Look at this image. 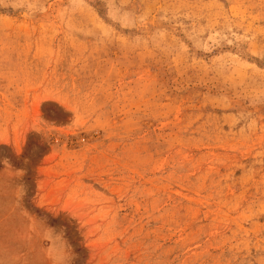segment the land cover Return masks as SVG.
<instances>
[{
  "label": "rangeland",
  "instance_id": "obj_1",
  "mask_svg": "<svg viewBox=\"0 0 264 264\" xmlns=\"http://www.w3.org/2000/svg\"><path fill=\"white\" fill-rule=\"evenodd\" d=\"M0 264H264V0H0Z\"/></svg>",
  "mask_w": 264,
  "mask_h": 264
}]
</instances>
